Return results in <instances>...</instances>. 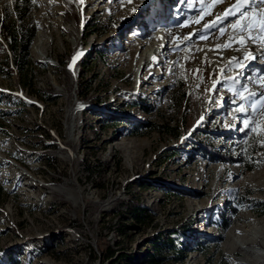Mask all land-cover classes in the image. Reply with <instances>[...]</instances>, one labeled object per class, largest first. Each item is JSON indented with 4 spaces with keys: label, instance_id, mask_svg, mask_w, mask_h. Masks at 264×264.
Returning a JSON list of instances; mask_svg holds the SVG:
<instances>
[{
    "label": "rangeland",
    "instance_id": "1",
    "mask_svg": "<svg viewBox=\"0 0 264 264\" xmlns=\"http://www.w3.org/2000/svg\"><path fill=\"white\" fill-rule=\"evenodd\" d=\"M237 2L34 0L22 71L0 30V264H264V4L204 27Z\"/></svg>",
    "mask_w": 264,
    "mask_h": 264
},
{
    "label": "trees",
    "instance_id": "2",
    "mask_svg": "<svg viewBox=\"0 0 264 264\" xmlns=\"http://www.w3.org/2000/svg\"><path fill=\"white\" fill-rule=\"evenodd\" d=\"M33 5L34 0H15L12 8V18L10 15L5 14L3 19L0 21V30L7 42L8 50L11 53V62L18 71H22L29 64V47L36 33V27L34 24L25 23L24 21L26 20V16ZM17 22L22 23L21 26H18ZM169 100L174 104V109L178 112L185 106L187 96L184 91H173ZM169 108H172V106H169ZM161 128H165V132L171 136H178L177 127L171 125L169 122L165 124H152L151 130L160 131ZM208 149L214 157L219 154L217 159H227L223 155L220 156V153L213 148L208 147ZM244 168L245 170H252L255 168V165H244ZM142 213L143 210L141 208H133L132 214L134 217H137V219L142 217ZM163 244H165V242L159 239L154 243L153 247L156 255H153L149 259L151 262L155 260L157 261L161 258L159 254ZM171 249L174 250L176 247H172ZM177 251L180 253V250ZM114 254L115 251L108 247L103 260L109 262L114 261L117 259L113 258Z\"/></svg>",
    "mask_w": 264,
    "mask_h": 264
},
{
    "label": "snow or ice",
    "instance_id": "3",
    "mask_svg": "<svg viewBox=\"0 0 264 264\" xmlns=\"http://www.w3.org/2000/svg\"><path fill=\"white\" fill-rule=\"evenodd\" d=\"M216 2H219V0H216ZM260 4H264V0H238V2L232 6L231 9H229L228 11H226L225 15L224 16H221V17H218L216 21L210 23V24H205L204 27L205 29H210V28H214L216 27L218 24L221 23V21L223 20H226L228 17L230 16H234L237 12L240 13V15H246V11L247 9L245 8V6H247V8H252V7H259ZM243 10V11H242ZM197 23L199 21H196ZM244 27H247V23H245ZM220 31L221 33H223L224 29L221 27L220 28ZM201 39H206L205 36H201L200 37ZM187 39V38H186ZM244 59H248L247 56L244 57ZM232 62H235L237 67L241 69V71L238 73V75H243L244 72H243V69H245L246 67H248V65H245V64H242L239 62L238 58H233V61ZM226 79H230L233 81V85H235V83L237 82L236 81V78L234 77H227ZM244 91H248L247 88H244L242 91H238L236 93V95H243V92ZM262 97H264V93H261L260 94ZM257 94L254 93V92H248V95L247 96H244L243 98L245 100H248V101H251V99L253 97H256ZM264 106V105H262ZM245 107L244 105H240V107L237 109V111H245ZM246 127L248 126V121L245 120L244 121Z\"/></svg>",
    "mask_w": 264,
    "mask_h": 264
},
{
    "label": "bare ground",
    "instance_id": "4",
    "mask_svg": "<svg viewBox=\"0 0 264 264\" xmlns=\"http://www.w3.org/2000/svg\"><path fill=\"white\" fill-rule=\"evenodd\" d=\"M162 9V8H161ZM160 10V9H159ZM161 20H165V19H162L161 17H158L157 18V21H161ZM142 37V36H141ZM38 38H39V40H40V44L39 45H41V47H42V52L44 53L45 51H46V48L45 47H43L44 45H47V37L44 35V34H42V33H40L39 35H38ZM234 39H236V38H233V39H229L228 40V44H231L233 41H234ZM45 40V41H44ZM142 41H144V40H139V43L141 44V45H144L145 43L144 42H142ZM245 53H247V51L244 49L243 50V53H242V55H245ZM242 55H240V56H242ZM255 56L256 55H254V58H255ZM238 58V57H237ZM254 58H252V60L254 59ZM147 64V56L144 58V61H143V67H145V65Z\"/></svg>",
    "mask_w": 264,
    "mask_h": 264
}]
</instances>
